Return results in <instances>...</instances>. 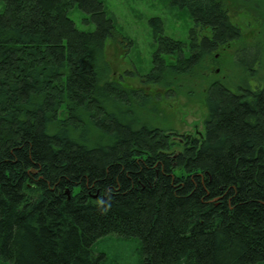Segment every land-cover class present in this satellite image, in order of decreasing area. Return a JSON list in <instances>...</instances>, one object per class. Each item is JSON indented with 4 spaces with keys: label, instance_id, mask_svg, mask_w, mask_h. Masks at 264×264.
<instances>
[{
    "label": "trees",
    "instance_id": "1",
    "mask_svg": "<svg viewBox=\"0 0 264 264\" xmlns=\"http://www.w3.org/2000/svg\"><path fill=\"white\" fill-rule=\"evenodd\" d=\"M5 1L0 264H113L107 241L134 242L138 264H264V37L246 40L229 14L232 3L264 26V0H170L192 18L189 41L154 18L153 65L133 73L165 93L112 77L103 0ZM227 59L243 84L212 76ZM181 94L204 102L201 133L153 122Z\"/></svg>",
    "mask_w": 264,
    "mask_h": 264
},
{
    "label": "rangeland",
    "instance_id": "2",
    "mask_svg": "<svg viewBox=\"0 0 264 264\" xmlns=\"http://www.w3.org/2000/svg\"><path fill=\"white\" fill-rule=\"evenodd\" d=\"M107 11L115 22L116 34L106 41L105 53L107 60L112 67V77L121 80L127 87L145 88L149 92L165 93L157 86H143L139 76L148 72L152 67L153 53L158 44L155 41L154 18H161L163 21L164 33L175 39L189 41L193 21L185 9L171 7L170 0H103ZM231 3V2H230ZM6 7V1L0 0V12ZM231 21L240 27L243 37L254 40L264 37V26L257 16L245 9H239L229 4ZM70 16L74 19L77 27L81 30H94L95 24L87 22V15L79 8H73ZM245 59L249 62V58ZM227 64L222 70L212 68V76L226 81L234 87L243 84L245 74L241 67L234 63ZM259 82L264 83V61L258 74L255 76ZM251 84L257 82L255 78L249 81ZM183 85L187 89L196 87L195 80H185ZM164 95V94H163ZM162 117L152 114L153 122L160 126H171L176 136L178 133L198 134L203 131V122L206 117V106L202 100L191 98L187 94L175 97H165L161 102ZM150 114V112L148 111ZM105 255L112 252L113 264H138V246L129 242L127 247L115 242H108L99 247ZM121 257L118 262L114 257Z\"/></svg>",
    "mask_w": 264,
    "mask_h": 264
}]
</instances>
